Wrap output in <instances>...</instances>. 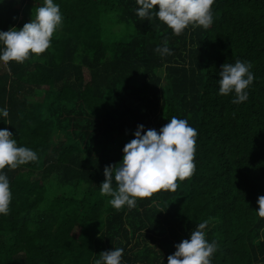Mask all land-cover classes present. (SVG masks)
Wrapping results in <instances>:
<instances>
[{"label":"trees","instance_id":"obj_1","mask_svg":"<svg viewBox=\"0 0 264 264\" xmlns=\"http://www.w3.org/2000/svg\"><path fill=\"white\" fill-rule=\"evenodd\" d=\"M53 2L62 24L50 47L0 71V130L38 157L3 170L0 264H94L114 248L121 264H168L204 221L211 264H264V0H214L212 25L179 36L140 19L136 0ZM40 6L0 0V31L22 29ZM236 60L255 77L239 104L219 94L221 66ZM173 116L197 131L195 172L116 210L100 193L105 166L122 161L138 125L159 132Z\"/></svg>","mask_w":264,"mask_h":264},{"label":"clouds","instance_id":"obj_2","mask_svg":"<svg viewBox=\"0 0 264 264\" xmlns=\"http://www.w3.org/2000/svg\"><path fill=\"white\" fill-rule=\"evenodd\" d=\"M136 3L139 5L136 15L140 19L158 18L177 36L189 25L208 29L213 23L214 0H136ZM157 7L158 11L153 12ZM61 24L59 6L53 0H43V6L35 9L34 19L25 23L22 29L0 31V44L4 46L0 50V61L23 63L31 55H41L50 47L51 38ZM166 45L167 40L155 51L161 56L170 55ZM250 68V62L240 60L223 64L219 72V94L227 96L234 92V104L246 101V89L255 79ZM0 112L4 117L9 115L6 108ZM13 137L9 130H0V214L3 215H8L12 199L10 183L3 170L6 167L15 170L38 159L35 151L18 147ZM134 137L124 146L122 161L104 168L105 179L100 185V193L112 197L109 204L116 210L125 206L132 209L138 199L150 198L161 190L175 191L178 180L190 178L195 172L197 131L188 126L186 119L173 116L159 132L155 129L145 132L144 126L138 125ZM257 204V215L264 218V195L258 197ZM207 224L208 221L198 224L190 239L175 245L176 251L167 258L168 264H211L217 245L205 238ZM123 251L122 248L103 251L94 264H121Z\"/></svg>","mask_w":264,"mask_h":264},{"label":"rangeland","instance_id":"obj_3","mask_svg":"<svg viewBox=\"0 0 264 264\" xmlns=\"http://www.w3.org/2000/svg\"><path fill=\"white\" fill-rule=\"evenodd\" d=\"M105 21H107L106 28H110L109 24H110V23H113V20L107 18V19H105V20L103 21V23H105ZM113 25H114V23H113ZM4 69H5V67H4V63L0 61V71H2V70H4Z\"/></svg>","mask_w":264,"mask_h":264}]
</instances>
